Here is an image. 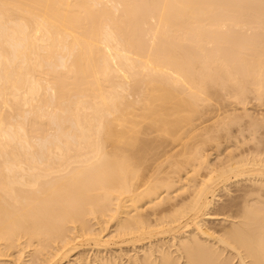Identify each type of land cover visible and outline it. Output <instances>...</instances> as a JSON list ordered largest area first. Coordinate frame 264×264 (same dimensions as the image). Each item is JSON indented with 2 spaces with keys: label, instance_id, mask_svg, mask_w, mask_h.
I'll list each match as a JSON object with an SVG mask.
<instances>
[{
  "label": "bare ground",
  "instance_id": "obj_1",
  "mask_svg": "<svg viewBox=\"0 0 264 264\" xmlns=\"http://www.w3.org/2000/svg\"><path fill=\"white\" fill-rule=\"evenodd\" d=\"M255 107L264 0H0V264H264Z\"/></svg>",
  "mask_w": 264,
  "mask_h": 264
},
{
  "label": "rangeland",
  "instance_id": "obj_2",
  "mask_svg": "<svg viewBox=\"0 0 264 264\" xmlns=\"http://www.w3.org/2000/svg\"><path fill=\"white\" fill-rule=\"evenodd\" d=\"M256 108V109H255ZM255 108H253V109H255V111H257L258 112V109H259V112L260 113H262V112H264V111H262V110H264V107H262V109H260L261 107H255ZM167 114H173V111L172 110H170V111H167ZM168 119V118H167ZM171 119H173V118H171ZM175 119V118H174ZM204 121H206V120H204ZM149 123V122H148ZM201 122H197V123H194V126H196V125H199ZM200 131V130H199ZM199 131H197V133L199 132ZM196 133V132H195ZM172 147L173 146H171L169 149L170 150H172ZM176 149H179V147H177ZM176 149H174V150H176Z\"/></svg>",
  "mask_w": 264,
  "mask_h": 264
}]
</instances>
